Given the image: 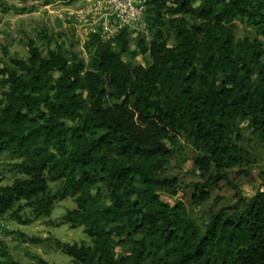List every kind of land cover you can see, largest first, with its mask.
Wrapping results in <instances>:
<instances>
[{
    "label": "trees",
    "instance_id": "16d2710c",
    "mask_svg": "<svg viewBox=\"0 0 264 264\" xmlns=\"http://www.w3.org/2000/svg\"><path fill=\"white\" fill-rule=\"evenodd\" d=\"M146 6L144 65L122 60L123 29L106 41L91 35L89 65L60 47L42 55L29 40L26 59L0 68V154L19 159L22 175L0 186V218L13 212L25 223L22 208L47 216L55 200L75 198L65 217L89 243L57 242L70 264H264V190L212 212L204 227L159 194L174 182L161 173L177 136L202 152L195 163L207 178L194 185L195 204L242 162L238 121L264 144V0ZM237 21L255 36L236 39Z\"/></svg>",
    "mask_w": 264,
    "mask_h": 264
},
{
    "label": "rangeland",
    "instance_id": "374dc122",
    "mask_svg": "<svg viewBox=\"0 0 264 264\" xmlns=\"http://www.w3.org/2000/svg\"><path fill=\"white\" fill-rule=\"evenodd\" d=\"M94 2L95 0H0V68L11 67L9 57L26 59V44L29 40L34 42L42 55L49 49L60 47L67 52H76L89 65L92 49L87 44L92 34L103 32L100 28L103 9L94 7ZM184 18L189 19L188 16ZM234 33L236 39L255 36L254 29L241 21L236 22ZM141 36L147 42L151 39V32L145 21L139 30L130 32L128 51L121 56L124 62L144 65L149 60L139 49ZM261 40V60H264V38ZM168 44L172 45V39ZM234 137L242 162L228 169V179L213 185L209 199L199 204L192 202V195L194 185L204 183L207 178V173L203 175L195 163L202 152L182 135L167 142L170 156L161 177L173 179L174 182L172 186L159 190L161 200L171 205L181 202L186 207L189 218L204 227L212 212L232 206L238 198L251 196L258 189L264 190V144L252 132L246 120L236 123ZM17 162L20 160L8 152L0 154V186L10 185L22 177L13 168ZM48 185L51 192H55L59 181L49 179ZM18 204H24V200ZM75 207V198L67 197L55 200L47 216H35L30 207L17 211L15 214L25 220V223H19L13 212L1 217L0 247L4 248L7 256L0 255V264H40V261L47 264H70L71 258L57 248V242L89 243L83 226L77 220L68 221L65 217Z\"/></svg>",
    "mask_w": 264,
    "mask_h": 264
},
{
    "label": "built area",
    "instance_id": "2783aa9c",
    "mask_svg": "<svg viewBox=\"0 0 264 264\" xmlns=\"http://www.w3.org/2000/svg\"><path fill=\"white\" fill-rule=\"evenodd\" d=\"M93 6L103 9L100 25L103 32H99L102 41L110 39L123 29L139 30L144 24L146 0H95ZM96 14L99 15L97 12ZM92 18L96 20L94 14Z\"/></svg>",
    "mask_w": 264,
    "mask_h": 264
}]
</instances>
